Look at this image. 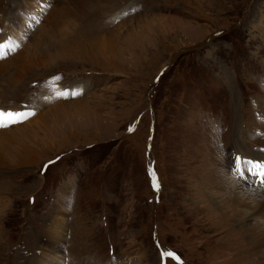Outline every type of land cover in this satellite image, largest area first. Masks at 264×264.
Masks as SVG:
<instances>
[{
    "label": "rangeland",
    "instance_id": "1",
    "mask_svg": "<svg viewBox=\"0 0 264 264\" xmlns=\"http://www.w3.org/2000/svg\"><path fill=\"white\" fill-rule=\"evenodd\" d=\"M0 30V106L36 109L0 128V264L249 263L209 196L264 202L227 153L264 161V0H0Z\"/></svg>",
    "mask_w": 264,
    "mask_h": 264
},
{
    "label": "bare ground",
    "instance_id": "2",
    "mask_svg": "<svg viewBox=\"0 0 264 264\" xmlns=\"http://www.w3.org/2000/svg\"><path fill=\"white\" fill-rule=\"evenodd\" d=\"M110 1V0H109ZM117 1V0H116ZM106 3V2H105ZM110 3V2H109ZM114 3V2H113ZM100 4V3H99ZM121 4V3H120ZM105 6V5H104ZM96 7V5H95ZM113 7V6H112ZM90 9V8H89ZM115 9V8H114ZM81 11V10H80ZM98 10H92L90 9V13L92 16H96L97 14H99V12H97ZM102 11V10H101ZM98 21V19H97ZM94 23V22H93ZM83 25H85L83 23ZM1 42V41H0ZM6 41H4L3 43H5ZM49 60V59H47ZM51 62V61H50ZM56 93L58 92H53L54 97L57 98ZM76 96V95H75ZM74 104V103H72ZM72 104H64L63 106L66 105H72ZM84 105V104H83ZM69 107V106H68ZM15 109H19V108H15ZM74 109V108H73ZM14 110V109H13ZM80 111V109H74L73 112L74 114L76 112ZM68 112V111H67ZM72 112V113H73ZM69 113V112H68ZM20 130V129H19ZM18 130V131H19ZM22 130V129H21ZM5 139V138H4ZM3 139V140H4ZM7 140V138H6ZM9 141V140H8ZM3 147V144L0 145V151ZM20 153V152H18ZM2 154V153H1ZM4 155V154H3ZM233 155V152L232 154ZM1 156V155H0ZM236 156H240L239 153H235V157ZM4 157V156H3ZM241 157V156H240ZM255 162H259L258 160H252ZM264 162V161H263ZM256 167V170L261 172V170L259 169L258 166H254ZM241 180V179H240ZM251 180V178H250ZM260 180V179H259ZM242 181V180H241ZM252 181V180H251ZM222 181H220L221 183ZM244 182V181H242ZM246 183V182H245ZM226 184V183H225ZM223 186V185H222ZM231 187V186H230ZM220 188V187H219ZM222 188V187H221ZM220 188V189H221ZM229 191H225V198L222 200H217V187H215L214 189H212V195L209 196V198L211 199V204L215 207V210L212 211V213H214L216 211V208L218 209L217 213H222L223 215L229 217L228 215H226V208H229V206H233L235 209V212H231L229 211L230 217L228 218V224L226 225L229 228H232L231 231H237L238 235L241 236L240 239L245 238L244 240V244L249 243V247L247 249H251V250H244V253L247 254L249 263L247 264H264V214H260L262 212H264V202L259 203L255 206V210H250V214L249 216L246 218L244 217V215L246 214L245 211V207L247 205H249L250 199H251V194L248 193V191L245 189L244 187H234V190H230V188L228 187ZM210 192V191H209ZM215 195V196H214ZM221 197V196H220ZM242 202H241V201ZM248 208V207H247ZM211 212V211H210ZM209 212V213H210ZM228 212V210H227ZM258 215H260V217H256ZM226 217V219H227ZM223 218V217H222ZM244 220H252L254 223L249 225H245L242 226V221L244 222ZM216 221V220H215ZM251 222V221H250ZM222 224V223H221ZM222 226V225H221ZM239 226H242L239 227ZM216 227V226H215ZM214 227V228H215ZM219 227V226H218ZM229 228L225 229L226 230H230ZM247 229V232L244 230ZM244 230V231H243ZM214 231V229L212 230ZM211 234V233H210ZM213 236V235H212ZM211 236V237H212ZM209 237V236H208ZM210 239V238H209ZM223 239V238H222ZM221 239V240H222ZM230 239V238H229ZM239 239V238H238ZM251 239V241H250ZM236 240V239H235ZM238 241V240H237ZM218 242V241H217ZM224 243V242H223ZM231 243V241H230ZM226 245H228L227 243H225ZM221 246V245H220ZM223 248H226L224 246H221ZM230 247V246H229ZM240 248V247H239ZM233 255V254H232ZM244 255V254H243ZM251 256H255V259L252 260ZM242 257V256H241ZM48 259V258H47ZM214 259V258H213ZM42 260V257H39L36 260V264H40ZM245 261V258L243 259ZM215 261V260H214ZM246 263V262H245ZM238 264V262H237Z\"/></svg>",
    "mask_w": 264,
    "mask_h": 264
},
{
    "label": "snow or ice",
    "instance_id": "3",
    "mask_svg": "<svg viewBox=\"0 0 264 264\" xmlns=\"http://www.w3.org/2000/svg\"><path fill=\"white\" fill-rule=\"evenodd\" d=\"M5 49V45L0 44V59H4L3 50ZM9 52L15 51V48L8 49ZM57 79V78H53ZM79 94L78 90H64L63 92L56 93L57 98L63 97L68 98L69 96H75ZM35 115V111L28 110L25 108L24 111H4L0 109V128L9 127L11 125H15L18 123H22L24 120L30 118L31 116ZM129 131L131 132L132 129L130 128ZM51 163V162H50ZM258 166L261 170V173H258L256 167ZM232 174L234 177H238L239 179H246L248 176H258L260 181L264 183V162H255L248 160L247 158L236 156L233 159V167H232ZM149 176L152 180V187L153 190L158 189V185L156 183V178L154 174L149 171ZM174 258V253L170 251H162L161 252V260L164 261L165 258Z\"/></svg>",
    "mask_w": 264,
    "mask_h": 264
}]
</instances>
